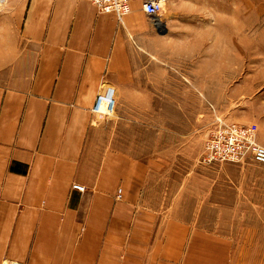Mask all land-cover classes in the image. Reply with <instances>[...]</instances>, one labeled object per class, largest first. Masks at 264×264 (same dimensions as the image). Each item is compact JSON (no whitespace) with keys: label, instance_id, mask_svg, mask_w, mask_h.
Masks as SVG:
<instances>
[{"label":"crops","instance_id":"1","mask_svg":"<svg viewBox=\"0 0 264 264\" xmlns=\"http://www.w3.org/2000/svg\"><path fill=\"white\" fill-rule=\"evenodd\" d=\"M5 1L15 35L0 40V264H264V217L254 243L239 182L207 192L185 177L162 197L158 159L89 143L97 95L111 88L113 107L138 89L145 0L121 21L87 0Z\"/></svg>","mask_w":264,"mask_h":264},{"label":"rangeland","instance_id":"2","mask_svg":"<svg viewBox=\"0 0 264 264\" xmlns=\"http://www.w3.org/2000/svg\"><path fill=\"white\" fill-rule=\"evenodd\" d=\"M8 7L0 0L4 42L15 35ZM136 11L148 27L140 44L134 43L131 78L138 89L122 91L118 104L94 112L101 122L89 143L158 159L156 191L162 197L171 198L185 177L204 179L201 189L207 192L216 180L239 182L254 203L238 206L253 210L246 226L254 243H262L264 167L251 159L205 164L201 152L216 118L253 127L258 143L264 138V0H163L156 18L142 4ZM156 19L165 33L157 32ZM157 123L173 125V138L164 130L155 133Z\"/></svg>","mask_w":264,"mask_h":264},{"label":"built area","instance_id":"3","mask_svg":"<svg viewBox=\"0 0 264 264\" xmlns=\"http://www.w3.org/2000/svg\"><path fill=\"white\" fill-rule=\"evenodd\" d=\"M87 1L93 3L100 12L113 13L118 21H121L131 10L130 0ZM162 5L163 0H145L142 3V9L147 15L156 18L162 10ZM105 97L103 93L97 95L93 112H98L99 104L106 102ZM246 159H251L259 165L264 166V146L258 143L253 127L216 118L212 130L203 142L201 161L205 164H211L226 161L240 162ZM72 188L82 189L77 184H73ZM121 196V188H118L116 190V197L120 198ZM2 264L19 263L4 261Z\"/></svg>","mask_w":264,"mask_h":264},{"label":"bare ground","instance_id":"4","mask_svg":"<svg viewBox=\"0 0 264 264\" xmlns=\"http://www.w3.org/2000/svg\"><path fill=\"white\" fill-rule=\"evenodd\" d=\"M155 23L156 24H163V23H161L160 22V20L159 19H156L155 20ZM110 90L112 91V89L110 88ZM112 94V92H105V93H103V95H105L106 97H105V100H106V104H108L109 102H110V99H111V95ZM106 104H104V103H100V105H99V107H98V111L99 110H101L102 109V107L104 106V107H106V106H108L109 107V105H106ZM110 104V103H109ZM112 104V103H111ZM112 106V105H111Z\"/></svg>","mask_w":264,"mask_h":264},{"label":"water","instance_id":"5","mask_svg":"<svg viewBox=\"0 0 264 264\" xmlns=\"http://www.w3.org/2000/svg\"><path fill=\"white\" fill-rule=\"evenodd\" d=\"M154 23H155V20H154ZM155 27H156V30H157V32L158 33H160V34H163V33H165L166 32V29H165V27H164V25L163 24H156L155 23ZM111 103L109 104V108L111 109Z\"/></svg>","mask_w":264,"mask_h":264}]
</instances>
